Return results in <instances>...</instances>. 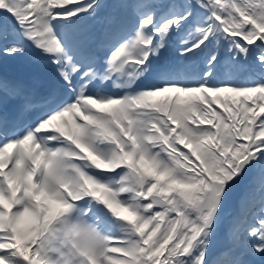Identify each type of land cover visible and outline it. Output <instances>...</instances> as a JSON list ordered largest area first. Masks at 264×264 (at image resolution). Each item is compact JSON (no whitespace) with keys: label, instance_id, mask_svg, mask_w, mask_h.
<instances>
[{"label":"snow or ice","instance_id":"obj_1","mask_svg":"<svg viewBox=\"0 0 264 264\" xmlns=\"http://www.w3.org/2000/svg\"><path fill=\"white\" fill-rule=\"evenodd\" d=\"M0 264H264V0H0Z\"/></svg>","mask_w":264,"mask_h":264}]
</instances>
